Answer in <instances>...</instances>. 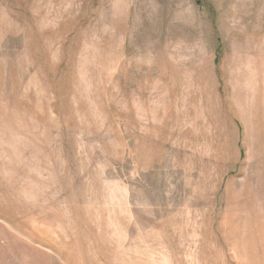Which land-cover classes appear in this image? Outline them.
Instances as JSON below:
<instances>
[{"label": "rangeland", "instance_id": "obj_1", "mask_svg": "<svg viewBox=\"0 0 264 264\" xmlns=\"http://www.w3.org/2000/svg\"><path fill=\"white\" fill-rule=\"evenodd\" d=\"M0 264H264V0H0Z\"/></svg>", "mask_w": 264, "mask_h": 264}]
</instances>
